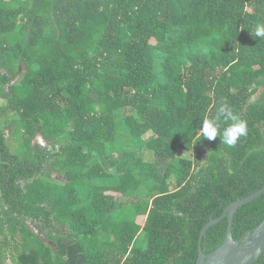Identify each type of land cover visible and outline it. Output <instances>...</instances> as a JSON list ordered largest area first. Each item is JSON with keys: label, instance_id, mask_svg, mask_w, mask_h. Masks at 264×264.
Segmentation results:
<instances>
[{"label": "trees", "instance_id": "16d2710c", "mask_svg": "<svg viewBox=\"0 0 264 264\" xmlns=\"http://www.w3.org/2000/svg\"><path fill=\"white\" fill-rule=\"evenodd\" d=\"M257 24L264 0H0V264L28 251L41 264H196L205 224L264 186ZM222 105L247 123L231 147L202 134ZM197 140L204 163L177 159ZM49 161L64 183L44 178ZM141 186L149 200L121 204ZM263 219L264 193L237 209L233 238ZM227 228L207 229L206 254ZM60 239L69 260L47 243Z\"/></svg>", "mask_w": 264, "mask_h": 264}, {"label": "water", "instance_id": "95a60500", "mask_svg": "<svg viewBox=\"0 0 264 264\" xmlns=\"http://www.w3.org/2000/svg\"><path fill=\"white\" fill-rule=\"evenodd\" d=\"M264 193V186L253 194L237 199L229 204L219 218H211L200 232L198 259L196 264H255L264 254V219L240 240L232 235L233 217L239 207L247 204ZM228 218L227 234L224 242L209 254L204 252L202 240L207 229L222 219Z\"/></svg>", "mask_w": 264, "mask_h": 264}, {"label": "rangeland", "instance_id": "374dc122", "mask_svg": "<svg viewBox=\"0 0 264 264\" xmlns=\"http://www.w3.org/2000/svg\"><path fill=\"white\" fill-rule=\"evenodd\" d=\"M23 75H24V71L21 72L18 80L22 79ZM255 98H257V95L253 99H255ZM3 104H4V101L0 100V105H3ZM123 132H124V135L122 138L127 137L125 128H123ZM6 136H7V140H8L10 149L13 152L18 151V149L21 147L22 138L18 135L11 134L10 132H7ZM36 142L40 143L41 145L46 144L45 141L41 137H38L36 139ZM207 150L208 149H207V146L205 145V143L200 141V140H197L195 145L191 149L179 150L177 159H180L182 157L194 158L195 155L197 154V152H200L202 162L204 163L206 161V158H207V156H206ZM149 156H151V155L149 154ZM146 157H148V155H146ZM44 174H45L44 178L49 180V181H52L55 183H60V184L65 182L64 176L60 172H58L57 168L54 166V164H52L51 161H49L48 164L46 165V167L44 168ZM149 196H150V192L148 191V189L144 186H141L135 196L123 197L121 199V204L122 205L136 204L138 202L147 201L150 199ZM144 220H145V218H141V222H144ZM33 228H35V227L33 226ZM59 231L55 230L53 232V234H57L58 232L61 234H65L67 229L63 228ZM47 243L52 246L55 254H57V253L62 254L66 258V260H69L70 250H71L70 246L72 244V242L70 240L60 239L56 242L48 240ZM74 257L76 258V256H74ZM17 258L19 260L23 261L24 264H41L36 259V257L34 256V254L31 251L25 252V253L17 256ZM6 264H13L12 258L8 259L6 261Z\"/></svg>", "mask_w": 264, "mask_h": 264}, {"label": "clouds", "instance_id": "9594fccd", "mask_svg": "<svg viewBox=\"0 0 264 264\" xmlns=\"http://www.w3.org/2000/svg\"><path fill=\"white\" fill-rule=\"evenodd\" d=\"M252 35L264 40V24H257ZM225 124L228 126L225 127ZM247 132V123L238 119L227 105H222L213 118H205L202 125L204 138L214 140L219 135L222 142L229 147L234 146L241 136L247 135Z\"/></svg>", "mask_w": 264, "mask_h": 264}]
</instances>
